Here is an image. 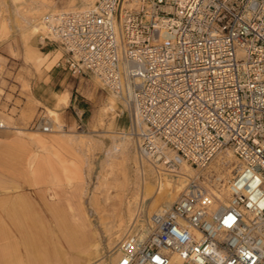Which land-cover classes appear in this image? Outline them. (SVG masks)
<instances>
[{
  "label": "built area",
  "instance_id": "2783aa9c",
  "mask_svg": "<svg viewBox=\"0 0 264 264\" xmlns=\"http://www.w3.org/2000/svg\"><path fill=\"white\" fill-rule=\"evenodd\" d=\"M47 16L41 38L59 44L61 65L133 106L140 151L195 170L143 239L133 225L114 264H264V0H95ZM227 148L224 202L200 172Z\"/></svg>",
  "mask_w": 264,
  "mask_h": 264
},
{
  "label": "rangeland",
  "instance_id": "374dc122",
  "mask_svg": "<svg viewBox=\"0 0 264 264\" xmlns=\"http://www.w3.org/2000/svg\"><path fill=\"white\" fill-rule=\"evenodd\" d=\"M41 1L43 0H0V24L1 22L7 23L6 32L8 35L6 39L0 41V115L11 127L21 128L25 137L40 134L49 139L58 135V130L55 128L49 132H44L41 126L43 123H48L49 111L51 109L56 110L54 109L55 106H58L57 103L55 105L56 99L58 101L60 97H64L65 102L62 105H67L58 109L56 123L64 124L65 131L73 132L74 135L84 134L81 136L83 141H75L76 143L67 141L66 144L59 146L67 166L73 170V173L69 174V178L60 173L58 179H53L44 168L41 171L42 182L38 184L35 181L37 178H34L30 173L29 168L32 164L26 158L37 151L40 145L33 144L29 140L32 149H29L25 144L26 152L21 161L26 175L30 176V180L25 181L20 176L26 182L24 183L21 180L13 181L15 178L12 179L8 175L2 176L0 179V196L6 194L13 197L19 193H24L26 197L37 204L36 211L42 217L40 224L47 229V234L52 238L51 240L59 241L57 224L45 208L44 202L50 193L55 192L54 199L49 201L67 213L69 212L68 202L73 205L76 213L82 209L91 231L100 237L99 252L93 256L94 262L90 264H111V258L118 253V248L131 233L136 221L133 220L134 215L128 218L127 213L122 212L125 211L128 201L132 200L136 188V170L133 157L141 154L134 134L136 132L135 126L131 124L132 127H129V116L131 115L132 119V113H130V108L126 103L115 97L116 99H113L116 103L117 113L108 110L106 115L103 113L99 119H96L97 109L100 111L102 107L107 105L108 97H112V93L104 88L92 74L87 72L73 75L67 68L63 67L60 63L63 50L57 42L50 39L43 40L41 38L43 34L40 32L33 35L25 34L26 27L23 16L35 18V23L44 29L43 19L46 15L49 17V13L60 12L66 7L76 9L83 5L82 0H44L52 6L50 9V7L42 6ZM48 51H52L50 58ZM52 58L53 62L49 68V62ZM67 91L69 98L71 96L75 98L73 104L69 102ZM41 96L44 99H40ZM82 107L84 110L81 112ZM79 119L84 130L76 127ZM124 132L126 133L124 134ZM1 133H3L2 138L7 140L12 134L9 130ZM124 135H128L125 141L129 142L128 146L132 149L131 158L128 160L123 159L119 152L120 145L117 144L122 141ZM114 139H116L117 149H113L114 151L108 155L107 151L112 148ZM227 150L228 148L223 149L200 172L201 179L210 188L215 187L214 182L218 172L232 162L234 165L237 164L234 155L229 158L231 159L230 162L222 163L220 159L224 158L226 161ZM143 158L147 159L144 156ZM2 169L8 170V165ZM107 191L108 193H105ZM120 202H123L122 207ZM134 212L136 214V210ZM122 216L123 221L121 222ZM111 225L114 228L123 225L125 229L110 233L108 229L111 228ZM74 240L75 245L79 247L81 239L75 237ZM99 257L103 261L99 260ZM77 260L80 258L75 256V261ZM46 264H61V261L53 259Z\"/></svg>",
  "mask_w": 264,
  "mask_h": 264
},
{
  "label": "bare ground",
  "instance_id": "6f19581e",
  "mask_svg": "<svg viewBox=\"0 0 264 264\" xmlns=\"http://www.w3.org/2000/svg\"><path fill=\"white\" fill-rule=\"evenodd\" d=\"M82 1H83V5L81 7H78V8L92 6L94 4L95 0H82ZM41 2H42L41 3L42 6L50 7V9H52V6L50 4H47L46 1L44 2V0H43ZM71 6L73 7V5H70V7ZM46 9H48V8H46ZM73 9H75V8L68 9L66 7V8L62 9L60 12H51V13H49V17L47 16L48 18L46 19V21H50L52 23H55L56 20L58 19V15L60 13L70 11ZM22 18L25 21V27H26V33L25 34L33 35L37 32L41 33V32L45 31V29H43V27L39 26L38 23H35V21H36L35 18H32V17L29 18V17H27V15L23 16ZM24 21H23V23H24ZM47 28H49V27H47ZM6 30H7V23L1 22V24H0V41L6 39L8 37ZM96 80L99 81L97 78H96ZM115 97L116 96L114 94H112V97L111 96L108 97L107 105L106 106L103 105L104 107H102V109H100V111L97 109V111L95 113L96 119H99V116L103 115V113H105V115H106L108 110L112 111L113 113L116 112V103L114 102V99H113ZM64 102H65V98L60 97L59 100L57 101V105L60 106V105L64 104ZM126 105L130 108V113H132V125L135 126L136 131H138V132L143 131V128L140 126L139 121L135 118L133 106L127 102H126ZM120 111H121V109H120ZM49 112L50 113L47 115V122L50 124L51 130H54L56 128V130H58L59 134L54 136V137H50L49 139L42 137L40 134L28 136V139L31 140L33 142V144L35 143L37 145H40V148L37 151H35L33 154H30L26 158L32 164L31 167L29 168L30 173L32 174V176L34 178H37L35 181L38 184L40 182H42L41 171L44 168L47 170L48 174L51 175V177L53 179H58L60 173H62V175L66 176L68 178L70 177L69 174L73 173V170H71L67 166L66 159H64L62 157V155L60 153L59 146L66 144L67 141L82 142L83 140L81 139L82 138L81 136H84V134L83 135H74V134H72L73 132L71 133L70 131H65L66 129L64 128V124H57L56 123V119H57L56 115L58 114L57 111L51 109ZM2 118H3V120H5L4 117H2ZM111 120H110V122H111ZM5 122H6L7 127L4 130H1L0 132H5V131L9 130L12 132V134L9 137L10 139H8V140L1 137V140L3 143H0V167L2 169V168H5L6 165H8V168H9L8 170L11 171L12 174H14V173L20 174V176H22L25 179V181H29L30 176L26 175L24 166H22V169L20 171H18L15 169V168H17V165H14L15 162H13L12 160L3 156V153L14 154L18 149L21 150V149L26 148V145L24 143L23 130L17 126L11 127L7 123L6 120H5ZM44 122H46V121H44ZM99 122H101V121H99ZM61 130H64V131H61ZM125 133L126 132H124V134ZM127 137H128V135L127 136L124 135V137L122 136V141L120 143H117L118 145H120L119 152L123 156L124 160L130 159L131 155H132L131 154L132 149H130V147L128 146L129 142L125 141ZM115 140L116 139H114L112 148H109L107 151L108 155H110L115 149H117V146H116L117 144L115 143ZM136 140H137V138H136ZM77 145H79V144H77ZM82 146H84V145H82ZM79 147H80V145H79ZM15 148H18V149L14 151ZM171 155H172L171 151L168 150L166 153V158H170ZM143 156L147 159H144ZM231 156H233V154L228 149L227 150V156L225 157L226 161L224 158L223 159L221 158L220 160L224 164L227 161L231 160V159H229ZM158 158L159 157L152 159L149 156H145L142 152H141V154L136 155V157L135 156L133 157V162L135 164V170H136V182H135L136 188H135V192L133 193L134 195H133L132 200L128 201V203L126 204L125 211H122V212L127 213L128 218H131V216L134 215L133 220H136L135 223H137V224L141 223L142 225H144L143 230L139 234V240L143 239L147 235L148 229L146 227V223L148 221L150 214L154 211L161 210V208L164 205H169L170 203H172L178 197L180 192L182 191L183 186L185 184L187 174L194 173V168L190 167L189 165H187L185 163L178 166L179 169H176L178 167L170 168V167L166 166L165 164H163L162 162L159 163L157 161ZM232 163H230L228 166L224 167L222 171L217 173L216 178H215V182H214L215 185L213 184L215 187L210 188L208 186L210 188V190L212 191V193L224 202H226L225 196H227V191H226L227 190L226 189L227 181L234 174V172H235L234 169H236V165H234ZM27 165H28V162H27ZM49 182H51V181H49ZM51 187H54V186H51ZM105 193H108V191ZM55 195H56L55 192L50 193V199L51 200L54 199ZM105 200H108V199H105ZM122 203L120 202L121 207H122ZM160 204H162V205L160 206ZM67 208L69 211L68 214L72 215V217H74V218H78L81 214H84L82 209H80L78 211V213H76L73 205L69 202L67 204ZM135 210H136V214L134 212ZM62 212H63L62 208L58 206L57 207V214L58 215L62 214ZM122 218H123V216L121 217V222L123 221ZM112 223H114V222H112ZM106 225H108V224H106ZM123 229H125V227L123 228V225H120L117 228L116 227L114 228V226L111 225V228L108 230H110V233H112L114 231H123ZM107 233H108V231H107ZM83 244H84V240L81 239L80 247H82ZM86 248H87L85 250L86 254H85V256H80V261L83 260L84 263L86 262V264H90V263L94 262V260H92L93 256L97 255L99 252L100 239L99 238H96V239L92 238L89 241ZM80 249L82 252H84L83 248H80ZM117 256H118V253L115 254L114 259L117 258ZM99 258H100L99 260L103 261V259L101 257H99ZM95 261H97V260H95Z\"/></svg>",
  "mask_w": 264,
  "mask_h": 264
},
{
  "label": "crops",
  "instance_id": "0c3cea01",
  "mask_svg": "<svg viewBox=\"0 0 264 264\" xmlns=\"http://www.w3.org/2000/svg\"><path fill=\"white\" fill-rule=\"evenodd\" d=\"M48 52L50 58L52 51ZM52 62L53 58L50 59L49 68H51ZM40 99H44V97L41 96ZM68 99L70 104L75 101L72 96L69 98V92ZM56 103L57 99L55 105ZM65 105L55 106L54 109L59 113L58 109ZM80 110L82 112L84 108L82 107ZM1 137H3V133L0 132V143H3ZM24 141L27 147L32 149L28 137L24 136ZM17 149L15 148L14 151ZM25 152V149H18L14 154L3 153V156L15 162L14 165H17L15 169L20 171L23 166L21 160L25 156ZM6 175L12 179L15 178L13 181L24 182L20 174H12L11 171L2 170L0 167V179ZM10 197L6 194L0 196V264H46L53 259L61 261V264H86L83 260L75 261V256L78 258L85 256L89 241L92 238L100 237L91 231L84 214L74 218L62 209V214L58 215V205L49 201L51 200L49 194L44 202L45 208L57 224L59 241H55L51 240L47 229L40 224L42 217L36 211L37 204L26 197L24 193ZM75 236L84 240L82 247L75 245ZM79 248H83L84 252ZM114 257L115 255L111 258V264L115 262L116 258L114 259Z\"/></svg>",
  "mask_w": 264,
  "mask_h": 264
}]
</instances>
